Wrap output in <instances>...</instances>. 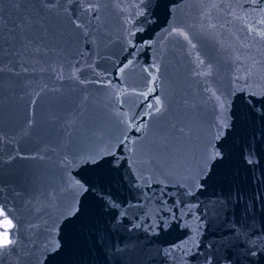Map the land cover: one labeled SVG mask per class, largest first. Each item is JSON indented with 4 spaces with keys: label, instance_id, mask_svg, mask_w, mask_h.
<instances>
[{
    "label": "water",
    "instance_id": "obj_1",
    "mask_svg": "<svg viewBox=\"0 0 264 264\" xmlns=\"http://www.w3.org/2000/svg\"><path fill=\"white\" fill-rule=\"evenodd\" d=\"M89 3L99 19L84 11ZM0 9L9 27L31 13L43 37L39 54L0 51V204L19 222L16 249L0 254V264H206V256L217 264L245 203L255 216L249 223L260 226L264 0H59L52 10L40 0L19 10L3 0ZM134 113L142 131L128 127ZM206 150L222 158L206 160ZM97 153L98 165L83 164ZM201 167L211 171L198 187L188 178ZM75 180L89 190H73ZM74 197L81 216L61 224ZM117 212L124 215L114 219ZM99 229L120 249L107 261L90 239ZM55 239L61 251L46 252ZM231 254L250 264L243 249Z\"/></svg>",
    "mask_w": 264,
    "mask_h": 264
},
{
    "label": "snow or ice",
    "instance_id": "obj_2",
    "mask_svg": "<svg viewBox=\"0 0 264 264\" xmlns=\"http://www.w3.org/2000/svg\"><path fill=\"white\" fill-rule=\"evenodd\" d=\"M2 2L3 0H0V3ZM23 2L24 0H11L13 6L18 10L21 8ZM40 2L43 8L49 10L59 7V0H40ZM76 2L79 3L80 0H76ZM141 2L143 3V0H141ZM253 2L259 3L260 0H253ZM67 3L72 4L73 0H67ZM33 7H35V5H33ZM98 8V5H93L89 3L84 8V11L92 13L95 19H99ZM65 11H68V9H65ZM139 15H143V13L141 12L139 13ZM72 22L77 29H83L85 27L83 24L78 23L76 20H73ZM174 31L178 32V34L183 36L185 39H188L187 34L183 31H180L179 29H175ZM37 32L38 29H36V21L34 20L31 13L22 16L19 19L18 23H13L12 26L9 27V22L5 19L3 10L0 9V51H3L4 46L8 45L9 54L23 55L25 52L33 51L39 54L41 51L40 45L42 43L43 37L37 35ZM87 35L88 33L85 32V36ZM128 35V43L129 45H132L131 37H133L135 33L129 30ZM261 35L264 36V33H261ZM132 46L134 47V45ZM20 49H23V51H20ZM132 62L133 61L129 60L127 64L121 67L120 71L123 72L124 68L128 67V65H130ZM200 63L202 64L203 61H200ZM3 70V68H0V72H2ZM24 71H27V68H24ZM250 76L251 71H249L243 77V79L245 80V88H241V91H245L246 88L250 86L248 84V77ZM237 79L239 80L240 77H237ZM154 91V88H149L148 92L141 93L140 95H143L145 98H147L149 93ZM213 95H215V93H213ZM248 95L255 96L257 95V93L248 92ZM261 95H264V93H262ZM216 99L220 101L221 108L227 111V108L225 107L226 101L221 100L219 96H216ZM160 105L161 101L157 97L155 106L156 112L161 111ZM148 107L149 109H152L154 106L152 104H149ZM147 115H150V113H145V116ZM138 118V113H134L133 116L129 118L131 120V123L128 124L129 129L135 128L136 131H142ZM216 139H220V137L217 136ZM128 140V136L125 135L123 139L120 140V143L115 146L117 150L123 152L127 147L126 142H128ZM131 143L135 144L136 141L132 140ZM210 147L214 148L215 146L211 145ZM128 150L131 151V149ZM104 154L112 155L113 157H115L116 155L114 151L108 149L105 150ZM103 158L104 155L97 153L85 157L82 162L84 165H98L100 163V160H102ZM217 158H222L221 153L218 150L214 152H210L208 150L205 151L206 160H215ZM121 159H123V157H121ZM247 162L249 164L254 163V161L251 159H248ZM210 171V167L207 169V171L204 167H201L195 173V175L190 176L188 179L193 185L203 187V184L200 183V181L201 179L205 178L207 176V172ZM71 188L76 192H87L89 190L79 180H75L74 183L71 185ZM99 199L103 201L109 208L119 207L115 200H112L111 197L106 198L103 193L99 194ZM237 203H239V201H237ZM81 212L82 210L80 204L78 201L75 200L74 197L73 200L66 205L65 211L61 213V215L63 216V220L60 221V223L63 224L66 222L68 225L75 224L76 221L79 220ZM123 215V213L117 212L114 216V219H119ZM233 215H235V213ZM254 219L255 216L253 214L252 209H250L249 205L245 203L242 206L241 218L234 220L232 222V227L229 228L228 232L226 233V235L230 237L228 245L226 247V251H228L229 254L224 255L222 258H218L217 264H221V260L223 261V264H236V262L232 260L231 249H236L237 254H239L240 250L243 249L244 256L250 261V264H264V219L260 221V226L258 228L254 223H249V221H253ZM14 221H16V223H14ZM54 228L58 237L59 226L54 225ZM18 232V218L14 215L12 209L9 208L6 204H0V254L15 251L16 246L19 242ZM90 239L92 240L94 249L97 251L98 254L102 255L106 261L109 255L115 257L120 251L118 247V242L113 240L110 231H106L103 229L96 230L92 234ZM49 247L52 253L58 254L61 251L62 245L59 239H55L49 240V242L44 245V249L46 252L49 250ZM54 258L55 257H53V259ZM205 261L206 264H212V257L206 256Z\"/></svg>",
    "mask_w": 264,
    "mask_h": 264
}]
</instances>
